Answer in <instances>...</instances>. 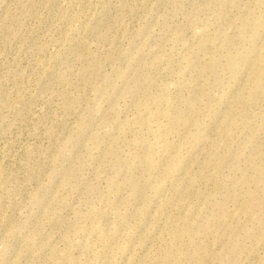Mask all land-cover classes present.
<instances>
[{"label": "rangeland", "instance_id": "obj_1", "mask_svg": "<svg viewBox=\"0 0 264 264\" xmlns=\"http://www.w3.org/2000/svg\"><path fill=\"white\" fill-rule=\"evenodd\" d=\"M0 264H264V0H0Z\"/></svg>", "mask_w": 264, "mask_h": 264}]
</instances>
